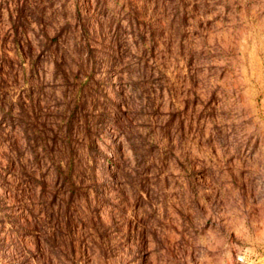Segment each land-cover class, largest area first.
<instances>
[{"label": "rangeland", "instance_id": "rangeland-1", "mask_svg": "<svg viewBox=\"0 0 264 264\" xmlns=\"http://www.w3.org/2000/svg\"><path fill=\"white\" fill-rule=\"evenodd\" d=\"M264 264V0H0V264Z\"/></svg>", "mask_w": 264, "mask_h": 264}, {"label": "built area", "instance_id": "built-area-1", "mask_svg": "<svg viewBox=\"0 0 264 264\" xmlns=\"http://www.w3.org/2000/svg\"><path fill=\"white\" fill-rule=\"evenodd\" d=\"M254 259H251L248 257L246 251H242L238 256H237V262L239 264H252Z\"/></svg>", "mask_w": 264, "mask_h": 264}]
</instances>
